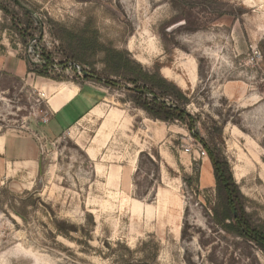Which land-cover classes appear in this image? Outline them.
Instances as JSON below:
<instances>
[{"label": "rangeland", "instance_id": "rangeland-1", "mask_svg": "<svg viewBox=\"0 0 264 264\" xmlns=\"http://www.w3.org/2000/svg\"><path fill=\"white\" fill-rule=\"evenodd\" d=\"M0 8V51L53 61V79L0 70V134L30 135L39 158L35 170L0 159V264H154L155 247L157 264H264L255 242L215 222L212 167L194 136L221 151L245 211L264 224V0H0ZM74 37L166 77L188 100L159 99L191 118H150L134 100L151 96L128 72L112 74L103 50L69 56ZM60 82L99 100L49 140L52 92L42 86Z\"/></svg>", "mask_w": 264, "mask_h": 264}, {"label": "trees", "instance_id": "trees-1", "mask_svg": "<svg viewBox=\"0 0 264 264\" xmlns=\"http://www.w3.org/2000/svg\"><path fill=\"white\" fill-rule=\"evenodd\" d=\"M0 9L3 11L2 8ZM13 21L15 23L14 29L22 33V29L17 27L18 25L14 18ZM21 36L24 35L22 34ZM94 47H99L105 52V62L111 68L110 72L112 74L122 75L128 72L125 80L131 84H140L142 90L139 92L151 96L134 100L135 104L141 107L150 118L163 122H173L175 120L183 121L185 117H190L184 110L179 109L176 104H169L164 99H159L169 97L176 102L181 99L185 101L184 103L187 102L186 96L173 83L166 80L158 72L150 73L144 70L139 63L125 56L126 54L123 51L107 48L99 44L96 38L74 37L70 40L68 54L70 57L80 59L79 54L82 55L83 53L78 54L77 49L88 50ZM39 58L42 61L39 64L23 58L26 62L27 73L31 72L40 77L52 78L49 75V70L53 68V61L50 59V55L41 53ZM186 125L188 130L192 131L193 124ZM194 136L203 145L212 167L217 194L213 208L215 222L220 224L224 230L253 241L264 250V224L252 222L249 214L245 211L239 188L232 177L227 159L220 150L217 148L211 149L197 134ZM157 252L158 249L155 247V252L153 253L155 255L154 264H157L155 261ZM126 261L123 260V262Z\"/></svg>", "mask_w": 264, "mask_h": 264}, {"label": "crops", "instance_id": "crops-1", "mask_svg": "<svg viewBox=\"0 0 264 264\" xmlns=\"http://www.w3.org/2000/svg\"><path fill=\"white\" fill-rule=\"evenodd\" d=\"M5 48V43L3 45ZM16 51L1 49L0 70L16 75H24L26 62L17 57ZM166 78V77H164ZM50 93L47 104L51 111L44 133L46 138L54 139L52 134H58L69 127L77 119L89 114L96 107L99 96L89 88L65 87L64 83L42 86ZM44 91L45 93H47ZM55 92V93H54ZM56 136V135H55ZM38 149L35 140L30 135L0 134V159L6 163H24L32 170L39 165Z\"/></svg>", "mask_w": 264, "mask_h": 264}, {"label": "built area", "instance_id": "built-area-1", "mask_svg": "<svg viewBox=\"0 0 264 264\" xmlns=\"http://www.w3.org/2000/svg\"><path fill=\"white\" fill-rule=\"evenodd\" d=\"M190 149L186 148V151H189ZM196 153H197V156L199 157H206V152L204 149H202V147L200 145L197 146V149H196Z\"/></svg>", "mask_w": 264, "mask_h": 264}, {"label": "bare ground", "instance_id": "bare-ground-1", "mask_svg": "<svg viewBox=\"0 0 264 264\" xmlns=\"http://www.w3.org/2000/svg\"><path fill=\"white\" fill-rule=\"evenodd\" d=\"M205 158V157H204Z\"/></svg>", "mask_w": 264, "mask_h": 264}]
</instances>
